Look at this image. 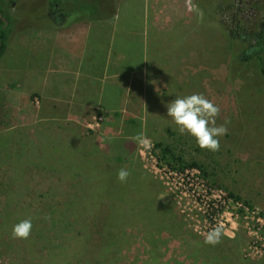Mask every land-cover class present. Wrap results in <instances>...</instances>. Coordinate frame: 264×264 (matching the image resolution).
I'll use <instances>...</instances> for the list:
<instances>
[{
    "label": "rangeland",
    "instance_id": "rangeland-1",
    "mask_svg": "<svg viewBox=\"0 0 264 264\" xmlns=\"http://www.w3.org/2000/svg\"><path fill=\"white\" fill-rule=\"evenodd\" d=\"M44 2H18L14 10L18 28L0 55V70H9L6 76L0 74V90L6 83L0 94V137L8 141L0 146V202L9 201L5 187L10 186L22 207L69 200L81 204L77 219L70 214L61 219L66 232L59 231L56 221L41 228L43 236L31 230L28 239L19 241L20 253L27 254L25 261H15L11 249L0 250V264H53L60 257L61 249L55 250L58 244L65 257L77 264H92L95 259L96 264H264V76L257 62L237 59L242 49L239 32L246 35L261 26V0H191L196 10L189 0H103L104 7L97 0H77L75 6H81L70 12L73 19L66 26L51 23ZM65 8L69 10L70 4ZM91 8L97 9V16L101 10L113 13L87 20L91 16L83 14ZM101 23L107 26L100 27ZM123 23L125 44L121 34H109V25ZM84 31L94 45L88 46L90 54L103 59L112 47L111 56L125 52L127 67L130 63L132 68L142 64L149 42L151 87L145 90L144 105L131 111L123 108V96L111 94L109 85L99 105L73 108L70 112L78 120L46 131L47 121L35 120L41 104L38 95H27L23 102L18 95H9L11 81L16 82L11 69L14 73L18 66L41 62L50 53L47 48L43 51L44 46L57 45L61 38L76 39L77 32ZM157 69L163 72L161 80ZM170 73L176 75V85H172L174 78H167ZM59 76L48 74L54 81ZM21 78L27 83L29 73L21 72ZM103 81L108 86L106 76ZM193 93H203L219 106L217 125L230 121L217 152L201 150L167 116L168 102ZM103 129L113 135L104 138L114 146L127 140L119 155H111V147L98 150L91 144L93 132ZM140 134L146 145L135 139ZM15 138L23 144L17 161ZM177 141L183 144L177 153L184 161L181 169L174 170L161 161L154 145ZM192 162L201 165L203 172L191 170ZM78 163L84 166V177L72 182L64 173L76 171ZM121 168L130 172L124 183L116 179ZM88 171L92 177L86 181ZM118 183L124 186V195L116 190L114 195L105 193ZM229 193L238 199L224 200ZM83 204L89 211L84 212ZM109 204L116 208L108 210ZM108 211L113 216L108 217ZM217 224L223 225L221 242L205 244V235ZM206 252L212 258L218 255L219 261L206 257Z\"/></svg>",
    "mask_w": 264,
    "mask_h": 264
},
{
    "label": "crops",
    "instance_id": "crops-1",
    "mask_svg": "<svg viewBox=\"0 0 264 264\" xmlns=\"http://www.w3.org/2000/svg\"><path fill=\"white\" fill-rule=\"evenodd\" d=\"M111 13L113 11H109L108 14L110 15ZM123 24V26H120L122 24L109 25V34L110 37L112 35L115 36L116 32L121 34L123 36V43L125 44L127 30L125 23ZM147 25L145 19L144 26ZM99 26L106 27L107 24L101 23ZM118 26L122 29L119 30ZM128 35L130 37V31ZM97 36L95 35L93 38ZM90 38L91 35L89 33L86 34V31L82 33L77 32L76 39L72 37L71 39L61 38L56 42L57 45L44 46L43 51L46 53L47 48L50 53L48 56L45 54L41 62L33 61L35 64L28 68L18 66L15 68L16 71L14 70V73L11 69L12 77L16 82L11 81L13 87L9 91V95L13 98L18 95L19 102L25 101L27 95H38L41 104L37 109L35 120L47 121L51 125L54 124L55 127H63L66 121L74 122V120L79 119L78 116L71 114V109H93L94 106L99 105L109 85L111 86V90H113L111 94L123 96L121 99L123 100V104L126 105L123 108L130 109L131 111H135L138 106L141 108L144 105L143 101L145 102L146 100L145 90H147L148 85L151 87L147 69L149 42L146 41L147 47L142 54L141 66L132 68V64L130 65V63L127 67L128 59L125 52H118L115 56H111L112 47H108L107 57L105 56L103 59L98 58L95 54H90L88 46H94L88 42ZM42 68H45V70L42 71ZM158 71L161 80L163 72L161 70ZM8 72V69L6 72L0 70V74L5 73L4 76ZM21 72L23 74L29 73V81L27 83L20 82L22 80ZM52 73L60 74V80L54 81L50 79L48 74L52 75ZM33 74H35L34 77ZM169 75L167 78H170V80L174 78L173 81L175 83H172V85H176V75L171 73ZM105 76L108 86L103 81ZM4 85L6 86V83ZM4 85L0 90V94L5 91ZM77 126L79 125L77 124ZM108 131L103 129L99 134L93 132L91 144L93 143V146L98 150L111 147L110 154L119 155L127 140L121 139L122 143L119 147L116 144L114 146L111 140L104 138L107 134H111ZM77 135L80 138L83 137L81 133H77ZM100 142L101 146L99 145Z\"/></svg>",
    "mask_w": 264,
    "mask_h": 264
},
{
    "label": "trees",
    "instance_id": "trees-1",
    "mask_svg": "<svg viewBox=\"0 0 264 264\" xmlns=\"http://www.w3.org/2000/svg\"><path fill=\"white\" fill-rule=\"evenodd\" d=\"M77 0H45L44 5L47 6V18L50 19L51 23L56 26H66V23L68 20L73 19L70 12H77L79 9L77 6L80 4L77 3L75 6V3ZM20 0H0V55L6 48L7 44L9 43V39L11 38L12 34L16 31L18 28V22L19 16H15L14 10ZM97 3L99 6L104 7L106 5L103 4V0H97ZM67 4H70L69 10L65 8ZM81 6V5H80ZM90 6V5H89ZM260 10L264 8V0H261L260 2ZM11 7V8H10ZM34 11V9H32ZM92 12H89V14H83V15H90L91 17H86L87 20H96L102 18L103 14H108L109 11H103L102 15L97 16L96 10H93L91 8ZM264 13V10L263 12ZM81 17V16H80ZM260 28V29H259ZM240 37L238 40H240L242 44V49L237 55V59L244 63H253L254 61L258 63L259 71L262 76H264V18L261 22V26L252 28L249 32L246 33V35L242 32H239ZM244 34V35H243ZM48 126H45L46 131H53L55 128L54 124L47 123ZM48 129V130H47ZM4 136V135H3ZM0 137V146H3L8 141L7 139L2 142L4 137ZM168 139H170L168 137ZM14 142L16 143L17 147L14 151V160L17 161L19 158L21 159L22 156V149L23 144L20 141V138H15ZM182 142L177 141L174 144L164 145L163 143H157L154 145V148L159 150L161 156V161L165 162V164L170 168L174 170L181 169V164L184 161V158L181 156H178L177 152H180L183 147ZM5 146V145H4ZM20 153V154H19ZM2 154V159H4L5 155ZM6 154V153H5ZM92 163V162H91ZM90 166V164H87ZM76 171L72 172L67 171V173H64V176L68 178V180L72 182H78L81 181L84 171V166L79 165ZM190 169H200L201 172H203V168L201 165H199L197 162H192ZM103 172L106 174L107 170L104 169ZM62 175V174H61ZM92 177L91 173L88 171V175L85 177L86 181ZM117 179V178H116ZM84 180V179H83ZM120 183V182H119ZM118 184L115 185V188H112L111 185L108 189L105 190V193L114 195L115 190L120 192V196L124 195L125 191H123L124 186H120ZM8 192H10L9 195V203L7 202L5 205H2L0 202V228L3 229L2 234L0 235L2 240L0 243V250L6 251L10 250L12 252V255L14 256V260H20L22 259L25 261L26 255L25 251L20 253L19 249V241L20 239H12L11 232L12 228L15 224L20 222L23 219L32 218V231L42 234V230L46 225H48L52 221H56V223H59L61 232H66L65 229L66 222L65 220H61L63 217H65L67 214H70L73 216L74 219L78 218L79 215V209L80 204H76L75 200H69L65 202H55V203H47V202H35L36 206L28 205V207H22L18 204V196L16 195V191L13 190L10 186L5 187ZM3 191V190H2ZM1 193V190H0ZM90 193V192H89ZM228 198L238 199L237 197L233 196V194L229 193ZM45 196H43L44 198ZM78 205V206H77ZM84 205V204H83ZM83 206L84 212H86V209ZM115 204H109L107 207L108 210L115 209ZM89 211V210H88ZM91 211V209H90ZM83 211H81V214ZM112 212L108 211V217L113 216ZM61 220V221H60ZM68 220V219H67ZM47 231L48 228H47ZM43 236V234L41 235ZM7 237L8 240H3V238ZM62 244H58V248L55 250L61 249L60 257H58L53 264H77V262L72 261L70 257H65L64 248L61 246ZM213 253L219 252L220 250L217 249H211ZM210 253L206 252V257H209L210 259H213L214 261L218 262L219 257L218 255L214 256L213 258L210 257ZM231 258V257H230ZM13 259V258H12ZM221 261V260H220ZM97 260H93L92 264H96ZM79 264V262H78ZM98 264V263H97Z\"/></svg>",
    "mask_w": 264,
    "mask_h": 264
},
{
    "label": "clouds",
    "instance_id": "clouds-1",
    "mask_svg": "<svg viewBox=\"0 0 264 264\" xmlns=\"http://www.w3.org/2000/svg\"><path fill=\"white\" fill-rule=\"evenodd\" d=\"M191 4V0H189ZM193 10L197 9L191 4ZM167 116L181 135L187 134L195 140L201 150L217 152L220 148V138L227 134V124L217 125L216 120L220 114V108L213 101L209 100L203 93H193L185 96H177L166 104ZM141 145L147 141L143 134L135 138ZM130 172L121 168L117 173V179L124 183L127 181ZM32 230V218H26L15 224L12 228V239H28ZM223 225L217 224L207 232L204 243L215 246L221 242Z\"/></svg>",
    "mask_w": 264,
    "mask_h": 264
},
{
    "label": "built area",
    "instance_id": "built-area-1",
    "mask_svg": "<svg viewBox=\"0 0 264 264\" xmlns=\"http://www.w3.org/2000/svg\"><path fill=\"white\" fill-rule=\"evenodd\" d=\"M176 172H177V171H176ZM168 173L170 174V171H168ZM205 196H207V199H208V195H207V194H202V195H201V197H203V198H204ZM229 199H232V198H228V196H225V197H224V200H229ZM216 203H217V202H216ZM216 203H215V204H216ZM215 204H214V207L217 208L218 205H217V204L215 205ZM210 218H211V216H210Z\"/></svg>",
    "mask_w": 264,
    "mask_h": 264
}]
</instances>
